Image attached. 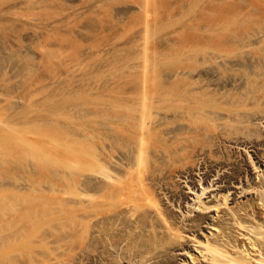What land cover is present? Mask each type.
Listing matches in <instances>:
<instances>
[{
	"label": "bare ground",
	"instance_id": "obj_1",
	"mask_svg": "<svg viewBox=\"0 0 264 264\" xmlns=\"http://www.w3.org/2000/svg\"><path fill=\"white\" fill-rule=\"evenodd\" d=\"M216 12V48L209 61L180 67L167 85H149L144 57L136 98L110 101L101 115L92 113L84 133L83 176L75 162L69 179L38 187L36 203L30 194L31 199H8L0 212V264H172L176 249L187 251L186 264H264V195L233 207L230 193L223 192L222 204L214 206L218 220L204 237L198 233L204 215L191 225L180 224L166 206L179 195L175 179L182 173L175 156L195 167L202 157L204 165L227 163L220 151L225 143L261 145L264 137L254 123L264 124V29L243 37L237 31L249 20L264 18V0H219ZM201 67L217 76L206 83L201 79L204 84L200 80L198 87L195 82L177 86ZM251 104L262 105L261 110L252 111ZM197 118L215 130L208 136L207 152L187 144L198 128ZM258 187L264 189V183ZM197 199V208H209L201 196ZM221 205L228 212L224 217L219 216ZM186 237L198 245L196 252L187 250Z\"/></svg>",
	"mask_w": 264,
	"mask_h": 264
},
{
	"label": "rangeland",
	"instance_id": "obj_2",
	"mask_svg": "<svg viewBox=\"0 0 264 264\" xmlns=\"http://www.w3.org/2000/svg\"><path fill=\"white\" fill-rule=\"evenodd\" d=\"M218 2L0 0V93L4 94V98L0 97V212L7 209L8 199L16 195L29 197L30 194L36 203L41 185L69 179L75 162H80L79 172L84 175L88 152L84 133L88 118L92 113L101 115L110 101L136 98L135 88L143 71L142 58H148L147 84L167 85L173 71L201 64L213 56ZM262 19L238 26L239 36L264 29ZM201 69L202 75L195 72L192 78L182 80L181 84L177 82V86L199 84L201 79L206 83L217 76L213 70ZM240 70L238 73L243 72ZM256 105L249 108L255 107L252 111L259 112L262 105ZM197 120H193L195 125L196 121L201 123L194 125L198 127L196 135L188 136L187 144L190 148L195 146L193 149L198 152H207L209 137L212 138L215 130L203 118ZM254 123L259 124L257 128L264 136L262 121ZM194 137L197 143L191 145ZM263 138L261 145L225 143L226 149L220 151L229 159L227 163L224 159L220 164L207 161L204 165L202 157L195 167L175 156V163L179 161V166H175L182 173L175 179L179 195L173 204L166 202V206L177 223L191 225L196 216L204 215L205 222L198 232L204 237L218 220L214 217L217 216L214 206L222 204L223 192L230 193L233 207L264 195V189L258 187L264 183ZM255 185L258 186L254 189ZM203 188L207 190L202 193ZM200 196L208 209L197 208ZM219 211L220 217L228 213L224 205L219 206ZM188 240L184 242L187 250L196 252L198 245ZM172 255V264L190 261L186 250L176 249Z\"/></svg>",
	"mask_w": 264,
	"mask_h": 264
}]
</instances>
